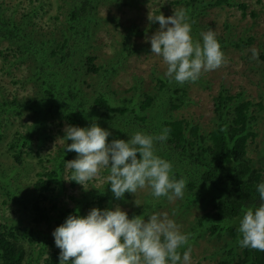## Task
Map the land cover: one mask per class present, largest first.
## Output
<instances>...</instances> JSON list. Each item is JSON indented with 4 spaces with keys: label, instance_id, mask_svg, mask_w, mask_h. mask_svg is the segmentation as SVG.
I'll return each instance as SVG.
<instances>
[{
    "label": "rangeland",
    "instance_id": "rangeland-1",
    "mask_svg": "<svg viewBox=\"0 0 264 264\" xmlns=\"http://www.w3.org/2000/svg\"><path fill=\"white\" fill-rule=\"evenodd\" d=\"M172 1L100 0L93 15L94 23L91 29L90 50L94 55L92 61L88 67L83 66L79 71L75 67H67L66 74L62 72L65 79L76 77L78 82H82V89L86 94L82 100L86 104L92 103L95 95L99 91L103 92L102 89L113 92L110 96L111 102L128 97V87L134 77L141 79L144 90L151 91L150 78L163 76L166 66L160 57L151 54L150 45L144 39L159 27L158 22H150L147 16L161 13L167 17L170 15L169 10L181 8L171 4ZM67 3L68 0H0L1 7H5L6 16L16 23L21 21L24 14L35 10L36 15L34 18L30 17L26 29L33 30L41 40L53 41L59 39V30L65 20L64 5ZM13 10L15 12L9 16ZM55 11L59 15L57 20L52 18ZM198 23L205 26L199 33L210 28L215 32L216 39H222L220 47L224 62L215 70L202 72L197 81L185 82L184 99L188 103L169 112L173 116L179 117L182 114L198 122L202 125L201 132H207L216 127L218 122L216 110H213V98L220 90L233 95L234 104L239 100L248 101V112L254 118L253 128L256 134L253 140L248 139L246 142L245 159L250 167L260 174L259 182L264 181V0L223 1L217 6H211ZM65 32L66 35H72L68 30ZM240 37L250 39L248 43L235 46ZM128 41L137 43L138 48L128 58L126 56L127 60L124 62L121 60V53H124L121 42ZM15 49L14 43L6 39L0 40V105L6 98L32 99L37 90L35 82L31 79L37 62L24 58L11 66L9 60L3 59L5 55L13 54ZM71 60L75 66L78 58L74 56ZM110 65H114L113 71H109ZM93 67L97 68L96 73L89 71ZM104 67L106 71H103ZM12 77L18 78L15 84L11 80ZM152 98L153 106L159 104V98ZM141 99L143 98L139 100ZM29 107L19 112L0 111V160L5 163V170L0 176V229L8 226L31 229L30 240L28 236L22 238V242L27 246V254L22 264H58L59 249L51 235L54 228L69 214L83 216L93 207L102 209L114 205H118L129 217L151 212L167 214L179 225L181 232L189 235L190 264H222L225 253L231 260L228 264H251L250 260L242 263L243 259L234 255V252L241 253L244 250L237 245V217L222 219L218 236H210L207 232H194L198 219L205 213H211L210 204L208 201L187 200L189 193L186 189L182 198L169 200L167 197L153 198L151 189L145 186L132 194L125 192L123 199L117 200L108 189L107 171L103 169L83 186L76 182L71 185L72 173L65 167V162L74 159L76 153L64 149L65 143L71 141L64 142L62 139L63 128L66 125H82L69 123L61 112L56 115L40 104V113L44 117L46 129H33L30 140L16 146L17 151L12 150L8 143L15 139L16 132L21 134L27 131L37 118V111ZM102 124L104 129L108 127L115 132L117 126H121L123 122L113 118L111 122ZM111 140L112 138L106 139V142ZM15 152L20 154L21 163L13 159ZM56 163L63 170V188L52 187L53 190L47 192L49 196L42 199L33 187V182L38 178L36 172L52 168ZM7 164L10 165V170L6 168ZM9 172L11 178L6 179L5 176ZM1 182H5L3 187ZM5 184L6 187H14L17 184L20 189L16 193L19 194L13 196L11 191L4 187ZM203 190L195 188L192 192L200 193ZM35 202L47 210L46 221L36 216L32 210ZM33 218L36 222L32 221ZM229 228H233L235 232L227 231ZM219 245H223V249L226 246L227 251L214 252ZM179 251L182 254L184 249Z\"/></svg>",
    "mask_w": 264,
    "mask_h": 264
},
{
    "label": "trees",
    "instance_id": "trees-1",
    "mask_svg": "<svg viewBox=\"0 0 264 264\" xmlns=\"http://www.w3.org/2000/svg\"><path fill=\"white\" fill-rule=\"evenodd\" d=\"M223 1L226 0H173L171 4L186 11L192 25L191 35L193 39L199 40V30L205 26L200 25L198 20L206 15L211 6H217ZM99 2L100 0H68V3L64 5L65 20L59 30V39L56 41L41 40L33 30L26 29L30 17L34 18L36 15L35 10L32 9L24 14L25 17L23 15L21 21L16 23L11 17L6 16L5 7L0 5V37L16 46L15 52L5 55L3 59L9 60L11 66L24 58L37 62L31 76L37 89L33 98L24 97L20 100L15 97L6 98L0 105V111L19 112L28 106L37 111L33 126L21 134L17 131L15 139L8 143L9 147L17 151L16 146L30 140L33 129L36 131L46 129L43 123L44 117L40 113V104L56 115H60L61 112L69 123L82 125L81 127L88 126L93 120L100 127L102 123L111 122L113 118L115 121L123 122L121 126H117L115 132L107 127L110 135L106 139L127 140V135L138 130L145 133H158L163 127H168L171 130L168 139L162 145L157 144L159 145L156 146L157 154L172 163L173 178L186 179L185 189L189 193L187 200L208 201L210 204L211 213H205L198 219L194 232H207L210 236H218L222 219L230 220L238 217L242 207L259 202L255 188L260 180V174L251 168L245 159L246 142L248 139L253 140L256 134L253 128L254 118L248 112V101L239 100L234 104L232 102L234 96L229 95L225 90H220L213 98L215 108L213 110H216L218 122L216 127L207 132H201L202 125L182 114L179 117L170 114L172 110L179 109L183 104L188 103L184 99L185 83L169 84L160 75L149 80L152 92L144 90L141 79L134 77L128 87V97L111 102L110 96L113 92L102 89L103 92L99 91L92 103L86 104L82 100V97L86 95L82 89V82H78L76 77L65 79L62 72L66 74L67 67L72 69L75 67L79 71L83 66L88 67L92 61L94 55L90 50L91 29L94 23L93 15ZM14 12L13 10L9 16ZM172 12L171 9L168 14L172 15ZM58 16L55 11L52 18L57 20ZM66 30L72 35H66ZM134 34L138 33L134 30ZM249 39L240 37L235 46L248 43ZM217 40L219 44L222 42L221 38ZM121 44L124 46L121 60L125 62L138 45L129 41L121 42ZM74 56L78 58L75 66L71 60ZM113 70L114 65H110L109 71ZM89 71L96 73L97 68L93 67ZM103 71H106L105 67ZM20 78L23 80L22 77ZM17 79L11 78L13 84ZM152 96L155 99L159 98V104L153 106ZM141 97L143 99L139 100ZM137 100H139L138 103ZM13 159L21 163L19 153L15 152ZM4 165V161L0 160V176L5 170ZM6 166L8 170L11 169L9 164ZM62 171V167L56 163L52 168L36 172L38 178L33 182V187L38 191L40 198L46 199L49 196L47 192H51L52 187L63 188ZM10 172L5 176L6 179L11 178ZM4 183L1 182L2 187ZM73 183L74 181L71 185ZM195 188L204 190L194 193L192 191ZM6 189L10 190L14 196L19 194L16 192H19L20 187L16 184L14 187L7 186ZM31 208L40 219L45 221L48 219L47 210L39 206L37 202L33 203ZM32 221L36 222V219L33 218ZM30 231L28 227L16 226L0 229V264L23 263L27 251L22 238L28 236L30 240ZM227 231L235 232L233 228ZM226 251V246L223 249V245H219L214 252L225 253ZM225 254L224 259H221L222 264H228L231 261ZM234 255L238 259H243L242 263L250 260L251 264H264V251L244 248L243 252H234Z\"/></svg>",
    "mask_w": 264,
    "mask_h": 264
},
{
    "label": "clouds",
    "instance_id": "clouds-1",
    "mask_svg": "<svg viewBox=\"0 0 264 264\" xmlns=\"http://www.w3.org/2000/svg\"><path fill=\"white\" fill-rule=\"evenodd\" d=\"M147 19L158 22L157 30L144 39L151 54L166 66L162 78L169 84L195 82L202 72L215 70L224 62L215 32L209 28L200 33L199 40L193 39L184 9L167 17L148 15ZM170 131L168 127L158 133L138 130L127 135V140L106 142L110 132L95 120L86 127L66 125L62 139L71 143H65L64 149L76 156L66 161L65 167L71 171L72 181L81 186L106 170L108 189L117 200L123 199L125 192L132 194L145 186L153 198L180 199L186 179L173 178L172 163L158 155L156 148L168 139ZM255 190L259 202L242 207L235 220L237 245L264 251V181L257 183ZM51 235L59 249L58 264H190L189 235L165 213L129 217L118 205L93 207L83 216L67 215Z\"/></svg>",
    "mask_w": 264,
    "mask_h": 264
}]
</instances>
